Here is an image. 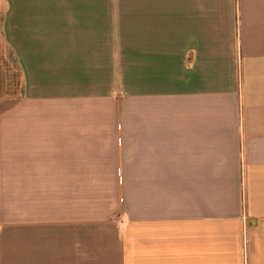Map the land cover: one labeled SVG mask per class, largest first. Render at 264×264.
Segmentation results:
<instances>
[{
    "label": "crops",
    "instance_id": "obj_1",
    "mask_svg": "<svg viewBox=\"0 0 264 264\" xmlns=\"http://www.w3.org/2000/svg\"><path fill=\"white\" fill-rule=\"evenodd\" d=\"M0 19L21 81L0 218L26 241L0 264H264V0H0Z\"/></svg>",
    "mask_w": 264,
    "mask_h": 264
},
{
    "label": "rangeland",
    "instance_id": "obj_2",
    "mask_svg": "<svg viewBox=\"0 0 264 264\" xmlns=\"http://www.w3.org/2000/svg\"><path fill=\"white\" fill-rule=\"evenodd\" d=\"M20 90L21 81L19 71L0 28V106L1 104H4V106L7 105L13 97L19 95ZM4 106L2 105L0 108ZM5 211V216L0 218L3 221L0 223V249L26 248L25 235L23 239H13L12 226L9 225L11 221L10 212L9 210Z\"/></svg>",
    "mask_w": 264,
    "mask_h": 264
}]
</instances>
